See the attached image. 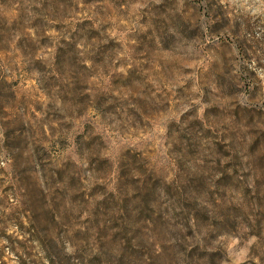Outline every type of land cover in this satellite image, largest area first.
Returning a JSON list of instances; mask_svg holds the SVG:
<instances>
[{
  "label": "rangeland",
  "instance_id": "1",
  "mask_svg": "<svg viewBox=\"0 0 264 264\" xmlns=\"http://www.w3.org/2000/svg\"><path fill=\"white\" fill-rule=\"evenodd\" d=\"M0 264H264V0H0Z\"/></svg>",
  "mask_w": 264,
  "mask_h": 264
}]
</instances>
